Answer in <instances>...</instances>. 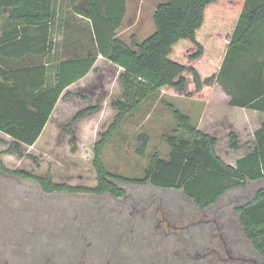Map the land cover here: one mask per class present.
Instances as JSON below:
<instances>
[{"label":"rangeland","instance_id":"374dc122","mask_svg":"<svg viewBox=\"0 0 264 264\" xmlns=\"http://www.w3.org/2000/svg\"><path fill=\"white\" fill-rule=\"evenodd\" d=\"M163 1L128 0L118 35L129 44L133 37L142 42L152 35L154 13ZM55 7L56 57L65 60L84 57L89 50L97 52L90 21L75 13L69 0H55ZM3 18L0 29L6 22ZM95 67L70 88V97L60 98L43 134L33 146L24 147L23 156L8 153L12 138L0 133V153L7 168L50 175L59 184L97 185L94 146L113 124L118 114L113 102L123 98V88L121 67L101 55ZM227 104L219 83L206 100L164 90L153 94L125 115L102 145L104 167L114 174L141 178L154 154L167 158L170 148L164 137L178 131L172 107L190 115L201 130L216 135L218 154L231 160L236 152L229 150L228 133L234 128L230 124L237 108L226 110ZM95 105L97 111L75 121L80 110ZM144 132L150 141L143 156L137 149L142 144L138 135ZM119 184L127 191L120 198L46 192L37 181L0 167V264H264L244 236L234 210L254 196L259 183L227 192L207 210L199 209L182 190L150 183Z\"/></svg>","mask_w":264,"mask_h":264},{"label":"trees","instance_id":"16d2710c","mask_svg":"<svg viewBox=\"0 0 264 264\" xmlns=\"http://www.w3.org/2000/svg\"><path fill=\"white\" fill-rule=\"evenodd\" d=\"M75 13L91 23L97 52L48 65L6 68L0 63V132L12 138L8 153L23 156L33 146L68 88L92 70L99 55L122 68L119 82L123 98L113 102L118 111L113 124L95 143L94 187L59 184L47 177L0 167L8 174L37 181L46 192L127 194L119 182L148 184L182 190L199 209L217 204L226 192L264 178V122L255 131L250 153L227 163L217 151L219 138L199 129L192 117L172 107L178 131L165 135L167 158L154 154L141 178L109 172L101 147L118 130L122 119L159 92L206 100L219 83L230 104L264 112V0H165L154 13L155 32L131 44L118 35L127 14L128 0H69ZM83 3V5H81ZM0 16L10 27L0 35V54L51 53L52 28L57 18L55 0H0ZM49 50V51H48ZM57 56V55H56ZM80 110L75 121L98 110ZM137 152L145 155L150 136L140 133ZM229 147H239L236 131L229 132ZM246 238L264 258V185L255 196L234 208Z\"/></svg>","mask_w":264,"mask_h":264},{"label":"crops","instance_id":"0c3cea01","mask_svg":"<svg viewBox=\"0 0 264 264\" xmlns=\"http://www.w3.org/2000/svg\"><path fill=\"white\" fill-rule=\"evenodd\" d=\"M3 19H5V18H3ZM5 21H6V19H5ZM9 23L10 22L6 21L5 24L4 23L2 24L1 29H0V35H2L5 31H7L9 29V27H10ZM8 53L9 52L6 49V52H5L4 55L0 54V63L4 67H6L8 69H10V68H24V67H29V66L41 65V64L50 66L52 64L57 63V60H56L57 59V57H56L57 53H56V49L55 48L52 50L51 53H49V52H47L45 54H42V53H28V54H23V55L18 56V57L17 56H9ZM84 78H82V79H84ZM76 83H74L73 85H75ZM73 85H71L68 90H71L70 88ZM223 92L225 93L226 98H227V102H228L227 108L225 107L226 110L229 109V108H231V109L237 108V112L234 113L235 115H233V116H236V119H232L230 125L232 127H234L232 130L236 131V133L238 134L239 147L236 148V149H232V148L229 147V150H233V152H236V153L231 154V157H232L231 160L227 161L225 159V161L227 163L235 164L237 159H239V158L247 155L248 153H250L252 148L254 146H256V139H255L254 134H255V131L264 122V112L258 111V110H254V109H249V108H246V107H240V106L231 105L230 102H229L230 101V95L224 89H223ZM238 112L241 113V115H239ZM242 116L245 117V120L241 119ZM238 120H240V121H238ZM240 127H242V128H240ZM0 133H2V132H0ZM2 134H4V133H2ZM4 135H6V134H4ZM228 136H229V133H228ZM217 149H218V147H217ZM250 183H255V184L259 183V186L255 190V193H256L257 189L264 185V178L258 179V180L249 181L245 187L233 188V189L228 190L227 192H229L231 190H234V189H242V190L246 189L247 187H249ZM254 196H255V194H254ZM252 198H250L249 200H251ZM249 200H247V201H249ZM247 201H245V202H247ZM245 202H243V203H245ZM240 204H242V203H240ZM240 204H238V205H240ZM242 231H243V229H242ZM243 234H244V232H243ZM244 236H245V234H244Z\"/></svg>","mask_w":264,"mask_h":264}]
</instances>
